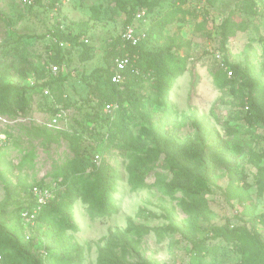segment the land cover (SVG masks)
Returning <instances> with one entry per match:
<instances>
[{"label": "rangeland", "instance_id": "obj_1", "mask_svg": "<svg viewBox=\"0 0 264 264\" xmlns=\"http://www.w3.org/2000/svg\"><path fill=\"white\" fill-rule=\"evenodd\" d=\"M28 1L0 0V84L26 89L16 95L15 103L0 95L5 109L0 113V220L16 231L22 221L24 242H32L38 258L49 256L45 264H65L61 258L65 245L80 252L84 264H99L103 253L117 264H240L237 248L215 239V233L226 225L246 226L264 240V126L251 125L241 106L251 97L258 104L264 102V0H148L152 13L168 12L174 1L192 13L165 31L190 43L172 52L173 59L185 60L187 72L167 95L169 111H164L161 100L153 102L154 77L132 80L121 88V109L109 114L103 103L115 90L104 84V71L108 54L125 29L119 2L130 6L133 1L71 0L53 9ZM232 13L235 24L247 19L246 28L228 34L223 46L221 25ZM58 30L69 34L74 45L60 43L64 55L60 69L66 78L44 98L31 85L37 71L49 70L59 50L54 36ZM154 45L152 38L147 49L152 51ZM83 51L92 59L82 61ZM162 67L164 71L168 64ZM194 76L198 84L192 92ZM46 102L60 109L47 111ZM62 131L75 135L92 159L100 155L98 165L107 163L120 175L118 213L93 219L78 202L74 230L66 226L70 218L61 198L55 209L39 216L33 194L35 188L47 189L52 201L63 187L64 173L76 189L83 188L73 180L80 174L71 165L75 154L69 143L59 137ZM164 142L176 147L215 142L226 155L229 149L236 174L217 161L205 165L209 170L202 168L211 175L205 210L181 193L154 185L157 175L171 180L160 146ZM107 145L109 150L104 151ZM140 149L162 154L151 165L147 186L133 191L126 168ZM233 181L248 198L227 194ZM29 200L34 206L29 207ZM27 212L36 213V219L28 222L23 217ZM174 221L180 231L169 232ZM184 233L206 241L211 250L197 255Z\"/></svg>", "mask_w": 264, "mask_h": 264}, {"label": "trees", "instance_id": "obj_2", "mask_svg": "<svg viewBox=\"0 0 264 264\" xmlns=\"http://www.w3.org/2000/svg\"><path fill=\"white\" fill-rule=\"evenodd\" d=\"M132 1L133 4L130 6L125 1L119 2L125 14L124 31L128 26L134 24L136 14L139 11H144L146 13L144 17L145 22H140L138 29L146 33L147 38L143 39L136 47H132L129 44H126L124 47V43L122 42L123 31L121 36L115 41L113 48L108 54V68L104 71L106 79L103 81L104 84L111 86L115 90V93L105 97L103 107L106 109L107 105H114L116 108L112 109L111 112L105 111L108 114L118 113L122 103L121 88L125 87L132 80L140 78L151 80L155 77L152 82V86L156 90V94L152 97L153 102L156 103L161 100L160 103L163 105L164 111L167 112L171 107L166 99L167 95L175 82L187 72L185 60L180 58L173 59L172 52L180 51L190 46V43L186 42L180 35L168 36L165 31L169 25L183 22L192 13L183 9V4L180 1H174L173 7L164 14L152 13L151 3L148 0ZM32 2L31 5L45 9L61 6H58L60 0H32ZM233 17L234 14L232 13L221 25L223 46L227 44L228 34L230 35L233 31H242L246 28L247 19L239 24H235ZM84 34H86L85 29H83ZM54 36L58 42L56 46L59 49V53L55 54L50 64L58 66L59 72L55 76L49 70L46 73L37 71L35 73L37 76L34 74L36 83L31 85L34 89H39L44 98L50 96V94L48 96L44 94L45 90L48 89L52 92L66 78L61 74L60 69L64 63V55L60 53L62 49L61 44L69 45L72 43L74 45V41L70 38L69 34L58 30L54 33ZM152 38H155V45L153 46L155 49L151 51L147 48ZM64 52L68 53V50H64ZM127 53L131 56L138 55L139 59L134 68H128L124 71L125 80L120 84H115L112 82V77L115 73L114 59ZM81 59L85 62L91 60L92 56L83 51ZM162 64H168L167 69L164 71ZM160 73L161 77L158 78L157 74ZM231 73L233 75L234 72L231 71ZM98 83L99 85L103 84L101 81ZM197 84L198 78L194 76L192 92L195 91ZM251 86H255V83H251ZM93 89L95 90V87ZM25 90V88H20L13 84H0L2 99L11 103H15L16 95H20ZM44 105L47 111L50 110L53 113H56L60 109L59 106L53 107L47 102ZM241 106L243 110H246L245 118L251 125L260 123L264 126V102L258 104L251 97L245 103H241ZM7 107L10 108L9 106ZM247 107L249 108L248 110L246 109ZM0 113L5 114V109L1 105ZM63 132L59 134V137L69 143L71 151L75 154V159L71 165L73 164L80 174L74 177L73 180L81 183L83 188L76 189L72 182L68 181L67 174L64 173L62 178L63 187L60 189V192L57 191L54 194L52 201L42 209L39 216H43L45 213L55 209L58 199L61 198L62 202H64V210L70 218L66 226L68 229L74 230L76 226L73 221V211L78 202H82L85 205L89 216L93 219H105L118 213L120 201L118 199L119 194L116 184L120 175L107 163H103L102 165L94 163V157L97 154L92 159L75 135ZM108 146L105 147L104 151L109 150ZM160 146L163 148L162 153L165 154L164 162L167 164V172L171 175V180L167 181L162 175H157L154 185L163 187L171 193H181L184 199L200 206L203 210L208 206L204 193L211 186V175L207 171L209 167L205 165H211L217 161L221 162L230 173L235 172L233 158L231 154H228L230 153L229 149H227L226 155V152L222 151L215 142H200L197 145L187 144L184 147H176L170 142H164ZM162 153L154 150L145 151L140 149L130 156L126 172L129 175V186L133 191L147 186L146 178L150 173L151 165L160 161ZM203 167L207 170H202ZM234 183L235 181L230 183L228 188L231 192L227 194H240L242 198H248L247 191L239 189V186H236ZM246 188L248 187L246 186ZM34 204V200H29V207L34 206ZM172 226V228L168 229L169 232L172 230L180 231V225L177 221H174ZM24 232L22 221L20 222V230L16 231L0 220V264H45L44 261L49 259V256L44 259L38 258L34 254L32 242L28 244L24 242ZM184 235L189 239L197 255H203L211 250L210 247L206 246V241L192 239L187 233H184ZM215 239H221L226 243L233 244L240 254V264H264V240L254 229L251 230L246 226L231 229L229 225H226L224 228L216 230ZM74 251L76 250H73L70 245L63 247L61 258L65 264H84L85 259L82 254L80 252H78L80 255L75 254L73 253ZM99 264L117 263H115L114 259L109 258L103 253L99 259Z\"/></svg>", "mask_w": 264, "mask_h": 264}, {"label": "built area", "instance_id": "obj_3", "mask_svg": "<svg viewBox=\"0 0 264 264\" xmlns=\"http://www.w3.org/2000/svg\"><path fill=\"white\" fill-rule=\"evenodd\" d=\"M71 0H60L59 5H63L66 3H69ZM28 3L31 5L33 2L32 0H29ZM145 12L144 11H139L136 14L135 17V22L133 25H130L126 28V30L124 31V33L122 34V42L124 43V47L126 44L131 45L132 47H136L139 45V43L143 40L147 38L146 33H144L141 29L139 31L138 27L135 26V23H140V22H145ZM139 56L138 55H133L131 56L130 54H125L124 56H119L117 58L114 59V75L112 77V82L115 84H120L125 80V76H124V71H126L128 68H134L136 62L138 61ZM49 71L51 72L52 75H57L59 72V68L56 65H51L49 68ZM230 75H232V73L230 72ZM44 94L46 96H48L50 94L49 90H45ZM116 108V106L114 105H107L106 106V111L107 112H111L112 109ZM247 110L249 109L248 107L246 108ZM60 117V116H57ZM54 124L58 123V118H55L53 120ZM53 126V125H52ZM101 157L100 155H96L94 157V163H96L97 165L100 163ZM37 199V213L38 211L41 212L42 209L50 202L49 200L52 198V194L49 190L44 189V188H35L34 189V193ZM36 213H32V212H27L26 214L23 215V217L28 221V222H32L33 220L36 219ZM1 260V257H0Z\"/></svg>", "mask_w": 264, "mask_h": 264}]
</instances>
